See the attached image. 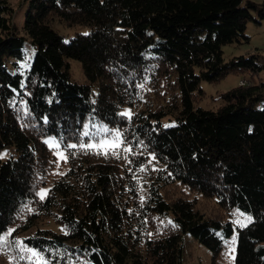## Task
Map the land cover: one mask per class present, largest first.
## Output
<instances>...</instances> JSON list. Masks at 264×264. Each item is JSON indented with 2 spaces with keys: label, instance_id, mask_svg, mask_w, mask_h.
<instances>
[{
  "label": "trees",
  "instance_id": "obj_1",
  "mask_svg": "<svg viewBox=\"0 0 264 264\" xmlns=\"http://www.w3.org/2000/svg\"><path fill=\"white\" fill-rule=\"evenodd\" d=\"M10 1L0 0V235L15 231L0 252L22 263L11 242L23 240L47 264H187L191 237L213 257L234 239L233 264H264V79H255L264 57L225 60L221 50L249 42L264 0H25L22 33ZM55 22L89 29L66 38ZM69 58L83 82L71 78ZM230 73L249 77L218 94V107L197 105L201 81ZM150 91L164 100L158 108L120 115ZM100 122L118 127L133 151L119 149L118 159L68 149L66 170L55 172L43 138L86 143L85 126ZM171 185L183 195L168 197ZM198 197L216 210H200ZM41 217L63 230L36 226Z\"/></svg>",
  "mask_w": 264,
  "mask_h": 264
},
{
  "label": "rangeland",
  "instance_id": "obj_2",
  "mask_svg": "<svg viewBox=\"0 0 264 264\" xmlns=\"http://www.w3.org/2000/svg\"><path fill=\"white\" fill-rule=\"evenodd\" d=\"M10 3L14 8V15H13L14 25L18 30V32L22 33V24H23L24 12L27 6V2L25 0H11ZM53 26L66 38L73 36L76 32L86 33L89 29L87 25H83V24L65 26L63 24L55 22ZM246 33L250 36L249 42L227 43L221 46L222 56L225 60H229L233 56L247 54L251 52H258L262 57H264V19L261 20L260 24L249 22L246 28ZM116 36L121 41L126 40V37L124 36V31L122 29H118L116 31ZM32 55H33V49H30L29 44L26 43V46L24 48V56L30 61ZM68 62L70 64L71 78L77 82H83L85 80V77L80 62L72 58H69ZM244 77L248 78L249 74L230 73L226 77L222 78L221 80L215 83L201 81L200 85L205 91V96L197 102V105L205 109H214L218 107L219 104H221V100L217 98L218 94L225 92L226 90H229L230 88L240 84V81H242L240 79ZM255 79L256 80L264 79V70L260 71L255 76ZM159 91L162 92L163 89L159 88ZM172 93L178 94V91L174 90L168 92L166 94V98H168ZM163 102H164L163 99L161 100L157 99L155 91H150L147 95L141 97V102L137 103L136 106L124 105L121 107L120 112L122 113L127 110H131V113H133V112H139L141 110H147L148 106L145 105H151V109H152V106H154L155 108L157 107V104ZM173 121H174L173 118L167 115L163 116L162 118L163 125H169L173 123ZM104 127H107L111 131L117 129L120 130L118 127L108 126L103 122L97 123L94 129L91 130L92 135L96 137V140L93 141L89 139L86 143L98 142L100 139L105 138V134L103 133ZM111 131L107 137L109 139H111ZM52 137L53 136H45L43 139L44 141H46ZM123 147L127 148L128 146L127 145L124 146L123 144L121 148ZM55 151H62L65 153V155H67V151L63 147H61L60 149H52L53 155ZM55 158L57 160L56 156ZM55 167H56L55 172H59V173L64 172L67 168V162L60 161L58 164L56 163ZM43 189H47V186L40 188L39 192ZM166 193L170 198L178 196L179 194L183 195V193L180 192V186L178 185L168 186L166 188ZM184 196L186 195L184 194ZM195 201H196V206L200 210H206L207 213L216 210V207L213 206L212 204L213 202L209 198L198 197L196 198ZM230 215L233 216L234 218H239L242 220L245 219V216L240 215L237 211L232 210L230 212ZM235 220L238 221L237 219ZM36 226L44 229H51L53 231L63 230V228L59 224H57L52 218H46V217L39 218L36 222ZM33 230H34L33 227H31L26 231L19 233L16 232V236L19 238L22 235L32 232ZM184 243H185L184 248H185V257H186L185 262L187 264H233L234 261L233 256L235 255V251L230 252V249L231 248L235 249V243H232V241H229L227 245L224 246V248L220 251V253L216 257H213L211 251L207 247L191 239V237H185ZM25 263H27V261L25 260L22 263L19 261L18 262L11 261L9 255L0 252V264H25Z\"/></svg>",
  "mask_w": 264,
  "mask_h": 264
},
{
  "label": "snow or ice",
  "instance_id": "obj_3",
  "mask_svg": "<svg viewBox=\"0 0 264 264\" xmlns=\"http://www.w3.org/2000/svg\"><path fill=\"white\" fill-rule=\"evenodd\" d=\"M142 87V86H141ZM121 116L127 117L129 120L132 117L131 110H127L125 112L120 113ZM46 122V121H45ZM168 127V125H166ZM111 130H109L107 127L103 128V133L105 134V138L100 139L98 142H90V143H84L83 140L77 145L75 143H68L64 144L63 147L65 150L68 149H76L79 147L81 150H84L85 153H87L88 150H93L95 154L97 155H109L111 153L113 156H116L118 159L120 158V152L118 149L121 148L124 141L122 139V133L120 130H114L111 131V139L107 138L108 134ZM83 137H89L91 140L95 141L96 137L92 135V133L87 129V126H85V130L82 133ZM63 140V137H60V139H57L56 137H52L45 141L46 145L49 148L52 149H60L61 148V142ZM126 153H131L133 151L132 147L129 146L127 148L123 149ZM74 154V153H73ZM54 155L57 157V160L54 161V163H59L60 161L67 162V155H65L62 151H55ZM152 159L154 160L155 157L153 156ZM131 163V161H129ZM144 168H141L140 171H144ZM50 190L43 189L37 195L39 196L40 200H45L48 196ZM241 215H243L241 213ZM248 221H251V217L247 218ZM239 223V221H237ZM244 226V225H242ZM15 231V229H7L6 234L0 235V249H3L5 247L9 246V237L12 235V233ZM11 243L15 244V246L18 249V252L21 253L19 255L20 260L28 261V264H47V260L45 257L37 250L28 247L23 240H14ZM227 243V241H226ZM232 243H235V240L233 239ZM235 249L231 248L230 252H234ZM24 253H27L28 255H24ZM234 259V256H233Z\"/></svg>",
  "mask_w": 264,
  "mask_h": 264
},
{
  "label": "built area",
  "instance_id": "obj_4",
  "mask_svg": "<svg viewBox=\"0 0 264 264\" xmlns=\"http://www.w3.org/2000/svg\"><path fill=\"white\" fill-rule=\"evenodd\" d=\"M240 84H245V81H243V80H242V81H240Z\"/></svg>",
  "mask_w": 264,
  "mask_h": 264
}]
</instances>
